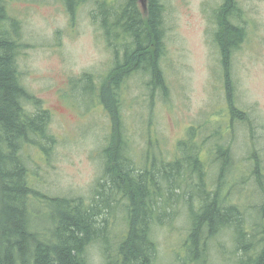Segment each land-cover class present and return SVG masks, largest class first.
Masks as SVG:
<instances>
[{"label": "rangeland", "instance_id": "374dc122", "mask_svg": "<svg viewBox=\"0 0 264 264\" xmlns=\"http://www.w3.org/2000/svg\"><path fill=\"white\" fill-rule=\"evenodd\" d=\"M76 1L74 13L65 0H11L9 9L21 23L26 45L18 59L22 83L53 113L50 132L56 141L30 143L24 149L34 185L50 197L81 196L95 204V199H102L98 190L104 189L100 185V181H105L101 180L105 173L104 150L114 131V115L96 93L87 96L85 92L90 84L100 92L97 88L107 81L115 54L104 37L105 16L100 7L105 1ZM116 1L121 11L125 0ZM161 2L165 7L166 48L161 67L167 91L149 88L150 77L141 70L122 85L120 115L131 136V154L140 167L156 157L164 169L167 161L181 153L179 143L187 140L192 127L199 129L208 121L207 129L195 130L201 137L215 128L217 118L227 120L223 121L226 138L222 140L230 143L236 158L237 167L230 173V180L236 185L232 192L234 200L256 205L251 210L264 214V183L253 172L260 157L264 174V0H233L241 9L234 21L246 28L247 36L229 57V86L216 40L218 13L225 0ZM106 4L111 6L115 0H107ZM142 6L139 0V8L146 12ZM231 103L232 108L247 113L246 123H230ZM27 107L35 111L32 104ZM202 144L206 145L200 155L209 162L212 183L218 168L213 164L214 140ZM44 146L49 150H44ZM47 201L39 199L33 212V223L40 228V222L48 218V209L44 207ZM119 204L124 206L122 197L111 215V223L123 222L124 227V211L117 208ZM176 214L175 230H170L168 224L156 227L158 264H174L177 253L179 257L186 253L182 247L189 230L185 201L177 206ZM114 232H118L117 227ZM216 243L210 264H235L241 253L233 252L229 238L223 236ZM219 247H225V252L219 251ZM91 260L94 264L104 263L99 245L91 248Z\"/></svg>", "mask_w": 264, "mask_h": 264}, {"label": "trees", "instance_id": "16d2710c", "mask_svg": "<svg viewBox=\"0 0 264 264\" xmlns=\"http://www.w3.org/2000/svg\"><path fill=\"white\" fill-rule=\"evenodd\" d=\"M104 1L100 7L105 16L104 37L114 50L115 64L104 85L97 88L100 92L90 84L85 94L96 93L113 113L114 131L104 150L101 180L105 181H100L104 189L98 190L102 199L90 204L81 196L50 197L34 185L24 149L30 143L56 141L50 132L53 113L22 83L18 63L20 51L26 47L22 26L10 13L11 0H0V264H94L91 248L95 245L102 249L103 264H158L156 227L168 224L175 230L177 206L184 201L189 211V230L182 243L186 253L180 257L177 253L174 264H210L216 240L223 236L229 238L234 253H241L235 264H264V214L251 210L256 205L235 201L232 194L236 185L230 173L237 165L230 143L222 140L226 138L222 125L227 120L217 118L215 128L201 137L195 132L198 127H192L187 140L179 143L181 153L167 161L164 169L156 157L148 165H137L131 154V136L120 115V91L140 70L150 77L149 88L167 91L161 67L166 50L165 7L161 0H147V11L142 12L139 0H125V7L119 11L116 0L111 5L114 8ZM65 2L74 13L77 1ZM240 12L233 0H225L218 13L216 40L228 86L229 57L247 36L246 28L234 21ZM29 103L35 107L34 112L28 110ZM228 116L232 124L249 120L247 113L232 108V103ZM208 124L205 120L198 130L207 129ZM200 138L206 143L214 140L213 164L218 168L212 183L209 162L200 155L206 145ZM43 149L49 150L46 146ZM253 172L263 184L260 157ZM120 197L124 206L119 204L117 208L124 211V227L123 222L111 223ZM39 199L48 200L44 206L48 218L44 223L38 220L42 228L35 226L32 218ZM105 209L108 211L103 217ZM172 215L173 220L168 222ZM116 227L118 232H114ZM224 250L219 247V251Z\"/></svg>", "mask_w": 264, "mask_h": 264}, {"label": "water", "instance_id": "95a60500", "mask_svg": "<svg viewBox=\"0 0 264 264\" xmlns=\"http://www.w3.org/2000/svg\"><path fill=\"white\" fill-rule=\"evenodd\" d=\"M144 9L147 11V0H141Z\"/></svg>", "mask_w": 264, "mask_h": 264}]
</instances>
